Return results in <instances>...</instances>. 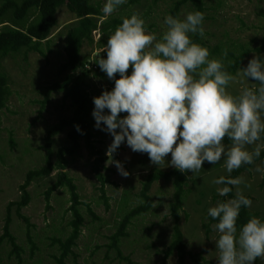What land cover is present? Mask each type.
<instances>
[{
	"label": "rangeland",
	"instance_id": "374dc122",
	"mask_svg": "<svg viewBox=\"0 0 264 264\" xmlns=\"http://www.w3.org/2000/svg\"><path fill=\"white\" fill-rule=\"evenodd\" d=\"M176 0H127L116 11L104 19H123L131 14H138L148 32L154 33L157 39L167 30L164 18ZM102 10L105 0H90ZM203 36H197L192 42L206 47L209 59H218L224 67L230 64L228 52L237 57L242 51L240 46L249 49L238 70L233 75L226 90L238 96L244 87L254 88L257 82L241 81L237 73L255 56L264 57V0H202ZM195 9L187 4L182 6L178 19H183ZM56 25L52 29L47 45L42 47L43 54L28 52L26 58L19 53L2 62V71L8 78L10 96L5 107L0 111V236L4 225L7 205L20 199L19 185L24 181L27 171L44 165L43 139L47 130L62 118H69L72 106L63 96V91H53L43 104L44 93L53 82H60L57 68L63 60L64 37L60 34L64 28L74 21V14L65 7L58 8ZM2 24H0V29ZM93 40L100 36L93 32ZM111 35V34H110ZM110 35H106L107 38ZM190 38L194 34H189ZM106 38V39H107ZM193 38V37H192ZM191 38V39H192ZM217 47V51L215 48ZM263 47V48H262ZM89 46L84 50L89 51ZM261 48L259 51L256 49ZM100 49L93 51L96 54ZM227 53L224 55V53ZM105 52L99 53L104 57ZM91 61V57L88 58ZM131 71V65L127 72ZM106 81L93 78L91 93L102 88ZM264 119V116H262ZM96 137L94 147L100 152L102 163L99 171L105 182L103 192L100 182L92 172L95 157L81 141L76 155L67 158L66 173L72 178L79 196L78 209L83 221L76 244L66 257L65 264H177V257H166L164 251L171 241L172 219L169 203L172 200L173 186L171 180L155 182L149 195L152 206L147 213L135 217L119 243L118 255L115 249L108 246L109 237L116 231L122 216L131 208L142 203L138 197L145 176L153 171H167L172 166L151 164L146 153L133 152L125 144L110 156L106 154L112 137L106 132L94 128ZM259 143V142H256ZM65 131L54 138V152L66 145ZM231 144L225 145L230 147ZM255 144L247 146L249 151ZM170 159V153L165 161ZM111 161H119L128 175L119 174ZM262 169L258 173L255 169ZM200 175L196 176L195 174ZM56 171L40 177L28 186L29 202L20 209L30 224L27 229L22 219L15 213V207L9 208L11 217L10 233L15 239L17 249L5 239L0 241V264H55L59 254L57 239L63 240L71 231L70 200L66 188H59L45 200L44 192L55 182ZM228 174L224 169V157L215 164L202 163L199 171L189 172L185 186V197L180 210V228L187 245L188 255L184 264H218V250L215 239L218 237L214 225L210 221L207 209L215 206L220 198L216 192L219 187L211 183L215 178ZM243 182L236 186L242 193L250 196L249 211L264 221V161L255 163L252 168L241 173ZM236 189V188H235ZM92 211V214L88 212ZM27 230L31 241L27 237ZM264 264V256L254 261Z\"/></svg>",
	"mask_w": 264,
	"mask_h": 264
},
{
	"label": "clouds",
	"instance_id": "9594fccd",
	"mask_svg": "<svg viewBox=\"0 0 264 264\" xmlns=\"http://www.w3.org/2000/svg\"><path fill=\"white\" fill-rule=\"evenodd\" d=\"M126 2L105 0L103 15L110 16ZM203 18L200 11L183 19L168 15L167 30L157 39L133 13L122 19L96 53V64L113 81L111 89L92 98L91 111L94 127L112 137L108 156L125 143L133 152L146 153L151 164L167 163L181 173L199 171L203 162L215 164L223 156L229 174L260 156L264 144L256 142L264 134V57L253 56L237 73L241 81L250 78L258 86L244 87L233 96L226 86L235 77L220 60L209 59L206 47L190 39L189 34L203 36ZM101 51L104 57L98 56ZM225 138L230 147H225ZM253 144L249 151L247 146ZM111 162L120 175H128L119 161ZM255 170L262 172L259 166ZM242 182V177L230 175L211 181L219 186L216 192L221 197L236 188L233 198L207 209V215L217 220L218 264H254L264 256V221L251 217L239 227L236 223L241 207L252 203L236 187Z\"/></svg>",
	"mask_w": 264,
	"mask_h": 264
},
{
	"label": "trees",
	"instance_id": "16d2710c",
	"mask_svg": "<svg viewBox=\"0 0 264 264\" xmlns=\"http://www.w3.org/2000/svg\"><path fill=\"white\" fill-rule=\"evenodd\" d=\"M187 4L194 7L195 11L203 13L204 5L202 0H176L170 7L168 14L177 18L181 7ZM60 7H65L70 13L74 14V21L60 32L64 37L62 47L63 60L57 68V76L60 78V82H53L52 85L46 88L43 104L48 100L51 92L63 91L64 98L68 99L72 106V114L69 118L60 119L57 124L52 125L47 130L42 146L45 157L44 165L27 171L24 181L19 185V201L10 202L7 205V213L0 236V241L6 239L14 249L18 248L13 235L10 233L11 217L9 208L15 207L16 215L23 220L27 229H29L30 224L28 219L20 213V209L25 207L29 202L28 186L32 181L48 176L53 171H56L55 182L44 192V197L48 201L53 191L59 188H66L71 203L69 210L71 211L72 219L70 221L71 231L67 237L63 240H56L60 250L55 264H65L66 257L71 253V248L76 244L83 221L78 209L80 202L76 186L72 178L65 171L67 158H72L77 154L81 147V141L89 151V155L95 157L92 163V172L100 182V190L103 192L105 180L99 171L103 158L99 156L100 152H96L94 147L96 134L94 132V119L91 115L93 109L92 98L99 95L102 89H111L113 81L109 80L106 74L100 70L96 64V54L92 53L105 46L107 42L106 35L112 34L115 28L122 22V19L117 18L104 19L105 16L100 7L93 5L90 0H0V24H2L0 29V111L5 107L10 96L9 81L2 71L3 60L19 53L23 54V59L26 58L28 52H38L44 55L42 47L47 45L49 41L51 31L56 25L55 14ZM96 31L100 33V36L97 40H93L92 34ZM197 36L198 33L194 34L193 38H190L191 41L197 39ZM86 45L90 47L88 52L84 50V46ZM240 49L242 51L237 57H234L233 52H228L231 61L228 66L224 67V70L231 75L236 73L243 58L250 52L248 48L244 49L240 46ZM260 49L256 50L259 51ZM215 51H217V47ZM90 57L91 61L88 59ZM118 75L115 74V76ZM93 78L107 82L102 88L96 90L94 94L90 91ZM106 111L107 109H105ZM120 115H124V113ZM77 125L79 126V131L75 127ZM63 131H65L67 144L56 149L54 152L55 161H53L52 146L54 138ZM223 142L225 145L231 144V141L227 138ZM258 142L264 144V134H262L261 140ZM118 148L120 149L121 145ZM260 161H264V149L261 150L260 156L255 158L252 164H242L240 168L233 170L225 176L230 175L233 178L240 176L241 173L249 171L255 163ZM189 172V170H185V172L181 173L173 167L167 171L159 170L148 173L138 193V197L142 199V203L131 208L122 216L116 231L109 237L110 242L108 246L115 249L118 255H121L118 245L120 240L126 236V230L131 221L135 217L147 213L153 204L149 195L152 185L159 180H171L173 193L172 200L169 203V213L173 225L171 241L165 249L164 255L166 257L175 255L177 257V264H184L188 250L179 220ZM201 173L199 172V174L195 175L198 176ZM263 185L264 180L261 183V186ZM235 191L234 187L233 191L226 196H219L220 201L233 198ZM242 194L250 199V196L247 194ZM88 212L92 214L90 209H88ZM255 215L249 211V207L244 208L242 206L237 218V226L239 227L249 218L255 217ZM210 221L217 222L213 218H210ZM27 237L31 241L29 230H27Z\"/></svg>",
	"mask_w": 264,
	"mask_h": 264
}]
</instances>
